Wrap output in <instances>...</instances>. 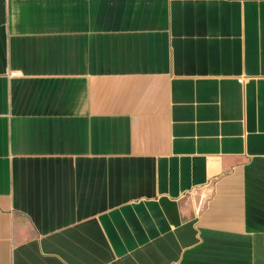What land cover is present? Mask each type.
I'll return each mask as SVG.
<instances>
[{
  "label": "crops",
  "instance_id": "1",
  "mask_svg": "<svg viewBox=\"0 0 264 264\" xmlns=\"http://www.w3.org/2000/svg\"><path fill=\"white\" fill-rule=\"evenodd\" d=\"M0 264H264V0H0Z\"/></svg>",
  "mask_w": 264,
  "mask_h": 264
}]
</instances>
